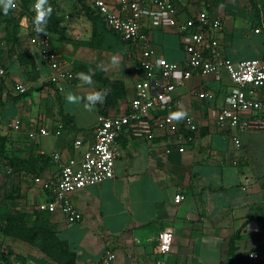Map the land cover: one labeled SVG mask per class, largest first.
<instances>
[{
	"label": "crops",
	"instance_id": "1",
	"mask_svg": "<svg viewBox=\"0 0 264 264\" xmlns=\"http://www.w3.org/2000/svg\"><path fill=\"white\" fill-rule=\"evenodd\" d=\"M52 1L54 15L39 34L48 36L66 68L91 74L93 84L75 78L58 90L50 82V64L29 41L34 35L30 16L20 15L19 42L10 53L0 55L6 70L0 76V134L7 138L14 163L0 175V264H98L107 250L116 254L113 264H264L248 259L250 252L264 255V131L217 125L216 111L224 107L232 86L224 70L221 80L213 74H194L170 94L194 119L196 133L175 121L172 132L154 126L150 139L135 137L128 128L117 137L120 155L114 177L70 195L82 214L80 222H68L59 210L50 215L37 211V204L49 197L42 182L54 180L62 163L80 159L94 143L99 114L118 116L129 111L134 83L141 75L133 62L137 46L122 43L105 26L99 27L105 34L101 40L92 41L94 25L82 6L92 0ZM106 1L114 7L118 0ZM171 1L180 20L202 11L221 20L214 34L231 62L264 56V0ZM143 22L142 30L158 57L186 61L175 27L153 28L148 20ZM95 68H103L104 78L122 84L123 98L116 106L104 101L91 111L83 107L86 101L68 104V92L86 98L91 92L110 90L96 78ZM17 85L26 91H17ZM205 90L214 94L213 99L197 98V92ZM255 97L264 100V92ZM166 113L154 111L152 116L159 119ZM248 118L250 113L243 114V121ZM17 120L22 124L19 131L11 127ZM58 124L63 126L57 137L38 136L34 141L27 137L33 126ZM77 139L83 142L81 149L74 146ZM167 146L171 152H166ZM180 146L183 152L177 150ZM55 152L61 154L60 163L52 158ZM177 193L185 195L181 203L174 201ZM5 195L10 199L3 200ZM26 210L41 215L25 222L27 237L31 238L27 230L32 229L51 234L36 233L31 241L6 233L10 215ZM169 228L174 233L172 248L161 256L158 237Z\"/></svg>",
	"mask_w": 264,
	"mask_h": 264
},
{
	"label": "built area",
	"instance_id": "2",
	"mask_svg": "<svg viewBox=\"0 0 264 264\" xmlns=\"http://www.w3.org/2000/svg\"><path fill=\"white\" fill-rule=\"evenodd\" d=\"M92 3L108 29L115 32L123 42L138 47V54L133 62L141 71V75L134 83V96L130 100L129 111L118 116L99 114L94 129V143L88 146L80 159L69 158L62 163L54 180L46 179L42 182V187L49 197L37 204V211L42 215H50L59 210L70 223L80 222L82 219V214L70 200V195L89 185L100 184L114 177L115 163L120 155L116 139L125 129L128 128L135 137L150 139L153 137L154 126L168 132L176 128V122H170L168 117L170 112L175 111L178 102L171 100L170 94L194 74L203 76L213 74L216 80H221L222 71L228 73L232 86L225 95L224 107L216 111L215 116L220 128L226 130L252 128L264 131V100L255 97L259 91L264 92V56L261 59H243L238 63L227 59L223 54L221 41L214 34L222 26L221 20L211 18L203 11L186 20H180L177 5L171 0H118L114 7L106 0H92ZM15 8H18L17 4ZM144 20H148L153 28L171 26L177 29L186 54L184 63L169 61L156 55L150 47L149 36L142 30ZM30 28L34 35L29 41L50 64L52 69L50 82L61 90V84L74 81L76 74L58 59L48 36L35 32L33 23L30 24ZM5 72L4 66L0 63V76L5 75ZM175 72L181 75L174 77ZM16 90L22 93L26 88L17 85ZM213 97L211 91L197 92V98L201 100H211ZM166 110L168 113L162 118L154 119L152 116L154 111ZM246 112L251 114V118L243 121L242 116ZM181 123L193 133L198 130L191 116ZM62 126V124L56 127L36 125L27 131V137L30 141L36 140L38 136L57 137ZM11 127L19 131L22 124L17 120ZM191 138L190 135L187 136L188 140H192ZM235 141L240 144L238 138ZM74 146L81 149L83 142L77 139ZM177 150L183 152L185 149L184 146H180ZM171 151L172 147L167 146L166 152ZM52 158L59 163L62 159L59 152L53 153ZM184 200L185 195L182 193H177L174 197L176 203ZM173 240L174 233L170 228L159 234L158 249L161 256L170 253ZM115 258V252L107 250L98 264H113ZM248 259L264 263V255L259 252H250Z\"/></svg>",
	"mask_w": 264,
	"mask_h": 264
},
{
	"label": "trees",
	"instance_id": "3",
	"mask_svg": "<svg viewBox=\"0 0 264 264\" xmlns=\"http://www.w3.org/2000/svg\"><path fill=\"white\" fill-rule=\"evenodd\" d=\"M16 4H18L20 2V5L23 9V13H27L28 16H30L31 20H34L35 17V11H32L31 7L32 5L35 4L36 0H14ZM34 1V3H33ZM81 2L84 0H80ZM226 0H216L217 3L220 2H225ZM52 2V0H49V4ZM30 3V6H27V8H25V5H28ZM83 5V10L86 14V16L88 17V19L91 21V23L94 25V32H93V38L92 41L97 37V35L100 33L101 31L99 29V25L97 24V20H100L103 25L106 27V24L104 23L102 17L97 13V10L93 7V3L87 4L84 2ZM24 5V6H23ZM51 5V4H50ZM52 15H54V12L52 13ZM51 15V16H52ZM52 18V17H51ZM50 18V19H51ZM57 23V20L55 21V25ZM110 30V29H109ZM109 32L113 33L122 43H126L125 41L123 42L122 39L112 30H110ZM96 69V78H99V80H101V82L105 85H109L110 91L108 96L105 99V102H107V106H116L117 105V101L119 99L123 98V93H124V89L122 88V84L119 81H110L109 79H106L103 77V71L101 70V68H95ZM6 141L7 138L5 136H3L2 134H0V151H6ZM2 156V154L0 155V157ZM1 159V158H0ZM9 164L10 166L14 165V163L12 162V160H9ZM41 217L40 214H37L36 217ZM28 221L27 216H25V214L22 213H18L16 212L13 215H10L8 221L5 224V229L4 231L6 233H14V234H18L21 237H23L24 239H30L31 241H33L34 236L36 235V233L39 234H46L49 235L51 233H47V232H43L42 230L36 231L35 229L32 230H27L28 232H31V238L27 237L26 235V229H25V222ZM21 231L23 233H21ZM33 236V237H32ZM232 249H234V247H231ZM231 249V250H232Z\"/></svg>",
	"mask_w": 264,
	"mask_h": 264
},
{
	"label": "clouds",
	"instance_id": "4",
	"mask_svg": "<svg viewBox=\"0 0 264 264\" xmlns=\"http://www.w3.org/2000/svg\"><path fill=\"white\" fill-rule=\"evenodd\" d=\"M0 7L3 8L4 14L7 15L10 9H14L16 4L14 0H0ZM33 10L35 11V17L33 20V28L37 33H42L46 31V25L53 13V7L49 4V0H36ZM98 67H100L98 65ZM101 70H104L101 68ZM174 77H179L181 73L175 72ZM76 78L82 80L85 84H93L92 75L84 72H78ZM63 91V90H62ZM109 89L105 88L100 91H94L87 95V97H79L72 92H68L65 95V100L68 104H79L82 101H86L83 107L91 111L95 108L97 104H103L106 97L109 94ZM188 117L187 110L178 103L177 110L169 113V121H183Z\"/></svg>",
	"mask_w": 264,
	"mask_h": 264
},
{
	"label": "rangeland",
	"instance_id": "5",
	"mask_svg": "<svg viewBox=\"0 0 264 264\" xmlns=\"http://www.w3.org/2000/svg\"><path fill=\"white\" fill-rule=\"evenodd\" d=\"M192 1H199V2L204 1V3H206V2H209L210 0H181V2L186 3V4L190 3ZM33 3H34V1H33ZM50 4L52 7L55 5L53 3V1ZM83 5H86V4L82 3V6ZM17 6H18V9H16V8L10 9L7 15L4 14L3 8L0 7V55H2V54L6 55V53H10L12 51V49L16 46L17 42H19V39L21 37L20 33H18L19 29H21V27L18 26L19 21L21 19L20 15H27V13H23V9L20 5V2L17 4ZM27 6H30V3L28 5H25V8H27ZM54 10L55 9L53 8V12H55ZM96 22L99 25L101 30L105 29L103 23L100 20H97ZM102 34H104V33L101 31V34L99 33L97 35V37L94 39V41H100L101 40L100 36ZM110 40L112 42L117 41L116 39L115 40L110 39ZM118 101H117V104L119 103ZM1 154H2V156L0 157L1 158L0 159V175L4 174L3 171L7 170L8 167H10L9 160L11 159L9 156V151L7 150V148H6V151L5 150L0 151V155ZM2 199L8 200L10 198H9V195H5V197H3ZM21 213H23V212H21ZM24 214H25V216H27L28 220L32 219L33 216H36V215H33L32 213L28 212L27 210H26V212H24Z\"/></svg>",
	"mask_w": 264,
	"mask_h": 264
}]
</instances>
